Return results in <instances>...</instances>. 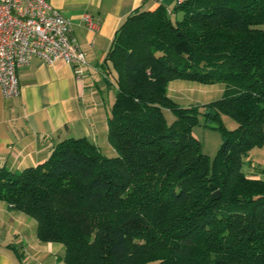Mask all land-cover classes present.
<instances>
[{
    "label": "trees",
    "instance_id": "16d2710c",
    "mask_svg": "<svg viewBox=\"0 0 264 264\" xmlns=\"http://www.w3.org/2000/svg\"><path fill=\"white\" fill-rule=\"evenodd\" d=\"M173 13L133 12L105 59L117 156L69 138L37 166L0 169V202L63 245L65 264H264V180L244 171L264 145V0H185ZM178 80L225 89L182 107ZM199 115L222 134L213 161L192 134Z\"/></svg>",
    "mask_w": 264,
    "mask_h": 264
},
{
    "label": "crops",
    "instance_id": "0c3cea01",
    "mask_svg": "<svg viewBox=\"0 0 264 264\" xmlns=\"http://www.w3.org/2000/svg\"><path fill=\"white\" fill-rule=\"evenodd\" d=\"M48 2L70 20L88 67L79 77L64 62L49 65L33 58L17 72L21 87L18 97L7 99L0 89V169L11 172L37 166L48 159L58 143L69 138H86L106 157L117 156L109 140L115 101H111V94L115 91L103 76L107 54L117 31L133 12L164 6L174 16L177 7V0ZM86 16L98 28L90 29ZM262 148L264 145L251 150L245 158L247 175L260 177L256 165L264 164V154H259ZM36 226L35 220L0 202V264H65L63 245L40 242Z\"/></svg>",
    "mask_w": 264,
    "mask_h": 264
},
{
    "label": "built area",
    "instance_id": "2783aa9c",
    "mask_svg": "<svg viewBox=\"0 0 264 264\" xmlns=\"http://www.w3.org/2000/svg\"><path fill=\"white\" fill-rule=\"evenodd\" d=\"M185 0H177L182 5ZM90 29L98 28L89 16ZM33 58L49 65L64 62L82 77L88 63L73 26L48 0H0V89L7 99L20 95L17 72Z\"/></svg>",
    "mask_w": 264,
    "mask_h": 264
},
{
    "label": "rangeland",
    "instance_id": "374dc122",
    "mask_svg": "<svg viewBox=\"0 0 264 264\" xmlns=\"http://www.w3.org/2000/svg\"><path fill=\"white\" fill-rule=\"evenodd\" d=\"M175 17L176 16H173L174 19ZM178 18H180V15ZM224 89L225 87L223 84L203 85L195 82L178 80L170 84L169 94L171 98H173V100H175L182 107H189L190 105L203 106L212 101L221 99ZM111 97L112 101V99L115 98L114 92H112ZM164 113L169 122L174 119V116L170 111L165 110ZM222 118L224 125L229 130L238 126L237 122L231 117L223 115ZM192 134L200 141L202 151L210 157L211 161H213L223 141L220 131L206 127L205 117L203 115H199L198 123L192 128ZM260 150L262 153L259 154L263 155L264 149L262 148ZM256 166L258 167L256 168L258 170L257 172H260V177L258 178L264 180V164L262 166Z\"/></svg>",
    "mask_w": 264,
    "mask_h": 264
},
{
    "label": "water",
    "instance_id": "95a60500",
    "mask_svg": "<svg viewBox=\"0 0 264 264\" xmlns=\"http://www.w3.org/2000/svg\"><path fill=\"white\" fill-rule=\"evenodd\" d=\"M219 196H220V193L216 192L213 194V199H217V198H219Z\"/></svg>",
    "mask_w": 264,
    "mask_h": 264
}]
</instances>
